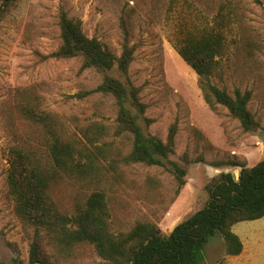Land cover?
I'll use <instances>...</instances> for the list:
<instances>
[{
	"label": "rangeland",
	"instance_id": "1",
	"mask_svg": "<svg viewBox=\"0 0 264 264\" xmlns=\"http://www.w3.org/2000/svg\"><path fill=\"white\" fill-rule=\"evenodd\" d=\"M242 24L229 35V51L221 60V75L213 83L231 95L251 91L249 108L259 128L245 131L229 110L206 102L199 75L174 47L173 35L182 22L202 25L218 12L220 0H16L0 17V264H30L35 227L26 226L9 193V150L44 144L43 131L21 112L36 101L45 111L62 117L69 132L103 127L95 173L63 178L53 189L58 207L73 214L94 191L108 200L112 229L127 232L137 222L150 221L165 234L210 199L221 175L235 178L246 162L264 159V0H236ZM3 6L0 0V7ZM80 19L88 37H97L120 56L124 27L135 47L129 74L141 88V100L152 119L149 132L164 141L177 124L176 152L170 160L187 169L186 184L178 192L174 172L159 165L127 164L132 136L117 135L118 105L111 94L96 91L103 74L82 69L81 57H48L62 44L60 12ZM90 91L83 98L71 97ZM184 157L190 159L187 162ZM203 159V161H200ZM170 165V164H168ZM233 231L243 241L241 254L227 252L222 234L206 246V264H264V217L239 222ZM43 250L52 264H102L94 246H57L41 231Z\"/></svg>",
	"mask_w": 264,
	"mask_h": 264
},
{
	"label": "trees",
	"instance_id": "2",
	"mask_svg": "<svg viewBox=\"0 0 264 264\" xmlns=\"http://www.w3.org/2000/svg\"><path fill=\"white\" fill-rule=\"evenodd\" d=\"M1 1L0 17L5 7L16 0ZM177 2L171 0V6ZM239 24L242 16L236 0H220L218 12L201 26L182 22L174 32L173 42L182 59L199 75L210 107H226L231 116L240 120L245 131L253 132L259 123L249 108L251 91L236 89L231 95L213 83V78L221 75V60L229 51L228 37ZM60 26L62 44L48 57H81L82 69L94 68L103 74L96 91L115 97L116 133H128L133 139V148L124 156V162L167 168L174 172L179 192L186 184L187 169L170 160L176 152L177 124L171 127L167 141L149 132L152 119L146 116L147 105L141 100V88L129 74L135 47L129 44L127 26L123 25L125 39L120 56L99 38L88 37L82 20L69 17L65 9L60 12ZM88 94L90 91L71 97L83 98ZM37 104L32 101L21 112L43 131L44 144L33 147L25 143L9 150L8 184L15 211L26 226L35 227L30 264H52L43 250V230L57 246H94L104 260L102 264H206L205 250L212 237L222 234L228 254L239 255L244 245L233 226L264 217V159L254 166L235 163L241 167L238 179L231 172H224L211 187L208 203L176 225L170 234L150 221L137 222L127 232H115L103 191L91 193L75 213L63 212L52 191L63 178L88 177L95 173L99 156L108 148L99 144L97 136L103 134L104 128H87L81 130V135L71 133L60 115L42 110ZM184 159L190 162L189 158Z\"/></svg>",
	"mask_w": 264,
	"mask_h": 264
},
{
	"label": "water",
	"instance_id": "3",
	"mask_svg": "<svg viewBox=\"0 0 264 264\" xmlns=\"http://www.w3.org/2000/svg\"><path fill=\"white\" fill-rule=\"evenodd\" d=\"M238 179V178H237Z\"/></svg>",
	"mask_w": 264,
	"mask_h": 264
}]
</instances>
